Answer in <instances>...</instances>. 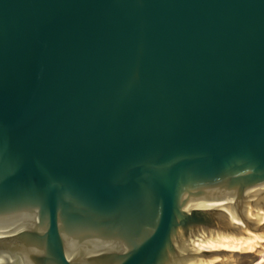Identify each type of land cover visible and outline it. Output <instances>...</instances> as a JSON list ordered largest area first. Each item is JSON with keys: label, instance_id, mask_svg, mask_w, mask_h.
Wrapping results in <instances>:
<instances>
[{"label": "water", "instance_id": "obj_1", "mask_svg": "<svg viewBox=\"0 0 264 264\" xmlns=\"http://www.w3.org/2000/svg\"><path fill=\"white\" fill-rule=\"evenodd\" d=\"M264 258V0H0V264Z\"/></svg>", "mask_w": 264, "mask_h": 264}, {"label": "bare ground", "instance_id": "obj_2", "mask_svg": "<svg viewBox=\"0 0 264 264\" xmlns=\"http://www.w3.org/2000/svg\"><path fill=\"white\" fill-rule=\"evenodd\" d=\"M264 262V259L263 260H259L258 262H257V264H261V263H263Z\"/></svg>", "mask_w": 264, "mask_h": 264}, {"label": "rangeland", "instance_id": "obj_3", "mask_svg": "<svg viewBox=\"0 0 264 264\" xmlns=\"http://www.w3.org/2000/svg\"><path fill=\"white\" fill-rule=\"evenodd\" d=\"M263 259H264V258L260 259V261H261V260H263ZM256 264H257V263H256ZM261 264H264V262H263V263H261Z\"/></svg>", "mask_w": 264, "mask_h": 264}]
</instances>
